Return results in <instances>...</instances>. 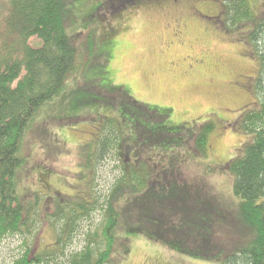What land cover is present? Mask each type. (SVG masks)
Returning a JSON list of instances; mask_svg holds the SVG:
<instances>
[{
  "label": "trees",
  "instance_id": "1",
  "mask_svg": "<svg viewBox=\"0 0 264 264\" xmlns=\"http://www.w3.org/2000/svg\"><path fill=\"white\" fill-rule=\"evenodd\" d=\"M72 1L0 0V239L32 234L43 223L55 234L52 248L43 253L25 240L11 264H117L136 236L189 259L264 264V11L254 14L248 0H221L223 21L213 16L228 33L247 29L246 43L259 63L251 89L255 104L235 120L246 139L221 166L232 176L228 198L200 180L212 169L206 160L213 122L170 124V108L140 103L123 91L117 118L105 117L94 141L78 147L89 181L99 164L112 158L116 174L108 192L76 194L65 202L54 196L52 211L50 204H40L42 193L27 200L19 180L35 118L68 88L82 86L99 42L117 33L109 27L99 39L96 26L76 29ZM169 1L178 2L102 0L89 17L115 18L139 5ZM106 101L89 97L77 103ZM46 170L36 177L44 180ZM95 210L100 220L84 246L65 251L79 221Z\"/></svg>",
  "mask_w": 264,
  "mask_h": 264
},
{
  "label": "rangeland",
  "instance_id": "2",
  "mask_svg": "<svg viewBox=\"0 0 264 264\" xmlns=\"http://www.w3.org/2000/svg\"><path fill=\"white\" fill-rule=\"evenodd\" d=\"M101 1L69 3L76 15V29L96 26L99 39L109 27L116 28L117 33L99 42L96 57L91 60L80 88H68L41 108L23 147V155L28 160L20 174L19 188L27 200L42 193L40 204H50L51 211L54 196L65 202L76 194L88 196L89 191L99 197L106 194L116 174L112 158L102 161L94 181H89L85 168L81 167L83 161L78 147L94 141L105 117L117 118L119 94L128 91L140 103L170 108L167 119L170 124L213 122L206 160L212 169L200 180L221 198H228L232 176L221 166L246 139L235 120L256 100L251 89L254 90L259 63L251 56V47L246 43L247 29L241 27L237 32L228 33L222 28V22L219 26L214 21L213 16L219 17V21L224 18L221 0L149 3L115 18L89 17ZM248 2L254 14L262 15L264 0ZM200 14L213 19L206 20ZM261 77L264 78V70ZM106 90L113 91V97L106 95ZM89 97L107 101L77 103ZM39 170L47 171L44 180L36 177ZM187 179L190 180L189 176ZM56 191L64 195L59 197ZM45 196L50 199L44 201ZM99 220V210L83 217L65 251L80 250ZM136 237L131 238L129 253L117 264H219L189 259L142 236ZM25 240L28 247L43 253L52 248L55 234L52 227L43 223L36 224L32 234L5 235L0 239V264H11ZM57 261L42 264H58Z\"/></svg>",
  "mask_w": 264,
  "mask_h": 264
}]
</instances>
